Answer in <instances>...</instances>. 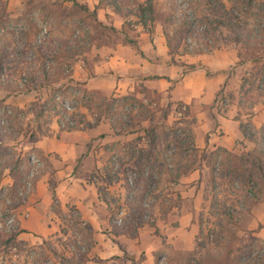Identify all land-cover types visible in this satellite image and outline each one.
<instances>
[{
    "label": "crops",
    "instance_id": "crops-1",
    "mask_svg": "<svg viewBox=\"0 0 264 264\" xmlns=\"http://www.w3.org/2000/svg\"><path fill=\"white\" fill-rule=\"evenodd\" d=\"M77 2L88 7L101 27L106 30L111 27L114 39L106 32L103 39L84 48L79 45L71 51L64 47L62 52L69 54L64 63L72 66L68 83L78 84L94 94H119L125 99L149 93L157 98V104L166 106L169 117L178 114L180 105L187 108L191 138L182 141L180 155L174 157L180 169L176 188L180 200L167 211L156 206L153 224L139 223L137 213H133L138 201L129 198L128 178L100 182L93 177L110 166L111 153L116 149L130 152L133 146L137 148V139L145 134L144 128L119 132L108 122H99L62 129L55 117L49 122L48 133L40 134L39 121L33 114V138L30 132H23L18 137L25 140L14 139V144L26 155L39 153L48 168L35 178L24 215L23 238L48 237L60 230L58 212L54 209L56 196L62 212L75 207L89 225L94 240L90 253L95 258L115 261L128 256V262L137 264H188L195 257L203 229L198 217L206 211L209 200L212 159H224V165L229 167L232 157L239 158L243 162L240 165L244 164L248 170L253 161L249 159L251 155H264V95L254 99L246 85L247 74L257 59L244 58L239 45L199 51L174 49L164 23L157 20L155 5L154 20L145 25L135 11L118 10L105 0ZM7 5L11 15H16L27 7L28 1L7 0ZM259 63L264 66V59ZM68 83L60 80L53 85L64 87ZM46 89L19 92L0 86V104L24 109L35 101L45 102ZM188 148L199 153L195 168L189 170L185 168L192 164ZM129 158L132 164H144L134 156ZM24 164L29 168L26 159ZM234 169L239 171L242 167ZM4 177L14 182L7 169ZM111 197L129 206L131 217L128 216L127 222L118 220L122 205H116ZM247 209L241 222L264 242V187L258 200L248 204Z\"/></svg>",
    "mask_w": 264,
    "mask_h": 264
},
{
    "label": "rangeland",
    "instance_id": "rangeland-1",
    "mask_svg": "<svg viewBox=\"0 0 264 264\" xmlns=\"http://www.w3.org/2000/svg\"><path fill=\"white\" fill-rule=\"evenodd\" d=\"M27 1L28 5L21 14L16 12V15H11L7 0H0V51L5 53L8 62L3 76L7 83H0L1 87H7L5 84L12 85L15 81L21 82V79L33 73L42 77L44 69L54 78L53 82L65 80L68 83L72 66L64 63L69 55L62 52L64 47L71 51L79 45L84 48L94 40L103 39L106 32L114 39L113 29L110 27L106 30L96 23L94 14L77 0ZM105 1L127 13L129 10L138 12L139 5L143 3L155 5L157 20L164 23L170 44L176 50L199 51L239 45L244 58L257 59V63L247 74L246 85L254 99L259 94L264 95V66L259 63L264 59V0ZM155 14L154 10L153 20ZM215 14L233 18L234 30L215 22ZM46 92L45 102L38 100L24 109L0 104V264H137L128 262V256L115 261L95 258L90 253L94 240L89 225L81 218L77 208L70 207L62 212L57 202L54 209L58 212L60 230L48 237L34 240L23 238L24 215L27 214L26 207L36 179H32L33 190L26 192L29 168H25L24 162L31 153L26 155L24 150L16 148L14 139H17L16 142H23L25 138L19 140L18 137L23 132L34 135L31 133V120L34 117L30 116L32 113L39 121L40 134L48 130L49 122L55 117L60 124L62 112L66 113L62 103L69 106L71 117L81 127L108 122L119 132L132 127L144 128L145 134L137 139V148L133 146L130 152L127 149H116L111 153V157H118L119 164L115 173L110 164L109 170L105 168L103 173H94L93 177L100 182H111L120 177L131 179L129 184L132 197L129 198L134 202L138 201L133 213H137L139 223L153 224L156 206L167 211L180 200L176 190L178 175L171 174L165 163L169 162L171 166L176 146L185 138H191L188 133L191 119L187 116V108L180 105L177 108L178 114L169 117L166 106L157 104V98L147 95L149 93L141 98L125 99L119 94H94L73 83L64 87L54 86V89L48 88ZM37 103L40 106L35 105ZM40 108L42 111L38 112ZM165 151L167 152L164 153ZM153 152H156L155 156L152 155ZM191 153L197 157L199 155L195 148ZM37 156L44 162L38 177L42 171L47 170L48 164L39 153ZM130 156L138 158L144 164L130 163ZM263 156L260 153L251 155L249 159L253 161L249 166L250 170L248 169L252 172V177L261 183L264 182ZM240 163L243 162L235 157L230 160L229 167L224 165V159L212 160L209 168V200L206 211L203 210L198 217L203 227L198 242H205L208 246L202 248L200 255L195 254L188 264H222L228 250H232L230 261L233 264L240 257L252 254L253 250L257 255L264 253V243L254 240L253 231L247 230L241 222L248 210L247 205L258 200L260 190L257 184L247 182L246 167L235 171L234 166L237 169ZM6 169L13 175V183L4 179ZM110 199L119 207L122 205L117 197ZM125 203L122 207L125 206L128 214L123 223L127 222L128 216L131 217L130 208ZM228 211L233 216H227ZM220 223L225 224L224 228ZM227 228H232L233 231L225 232L226 235L229 234L228 245L223 250L216 245L217 237ZM252 242L254 246L251 248L249 244ZM209 251L213 252L215 259L208 255Z\"/></svg>",
    "mask_w": 264,
    "mask_h": 264
},
{
    "label": "trees",
    "instance_id": "trees-1",
    "mask_svg": "<svg viewBox=\"0 0 264 264\" xmlns=\"http://www.w3.org/2000/svg\"><path fill=\"white\" fill-rule=\"evenodd\" d=\"M118 9V8H117ZM119 10V9H118ZM154 12V8H153V5L149 2L147 5H145L144 3L143 4H140L139 5V11L138 12H136V14L139 16V19L143 22V24H145V25H148L149 24V22L150 21H153V16H152V13ZM215 22H217L218 24H222L223 26H226V27H228V28H231V29H233L234 30V23L232 22L233 21V18H229L228 17V15L227 16H225V15H222V16H220V15H218V14H215V17H214V19H213ZM213 21H211V23H212ZM235 29H237L236 27H235ZM239 30V29H238ZM237 30V31H238ZM240 38V37H239ZM4 51V50H3ZM8 62H6V58H5V53H3L2 51H0V83H1V85H4V82H6L5 81V78L3 77L4 75H5V72L7 71V69H6V64H7ZM22 81L21 82H13L12 83V85L11 84H5V86H7V88H11L12 90H16V91H19V92H21V91H30V90H40V89H42V88H53L54 89V85H53V81H54V78L53 77H51V75H50V73L48 72V71H46L45 69H44V75L42 76V77H39V76H37V75H35L34 73L33 74H30V75H28L27 77H24L23 79H21ZM70 80H71V78H70ZM7 83V82H6ZM35 105H39L38 103L37 104H35ZM40 106V105H39ZM42 108H40L39 110H38V112L39 111H42L41 110ZM37 112V113H38ZM80 125H76V124H74V125H67V126H61V128L62 129H75V128H81V126L79 127ZM83 127V126H82ZM47 132V131H46ZM48 133V132H47ZM31 137L30 138H33V135H30ZM181 144H182V142H181ZM181 144H179V145H177L176 146V149H175V151L173 152V154H174V157L176 156V154H179L180 155V152H181V147H182V145ZM191 148H188L187 149V152H189L190 154H191ZM167 151H165L164 153H166ZM172 154V155H173ZM188 155V154H187ZM190 158H192L191 160H192V164L190 163V164H188L185 168H187V170H189L190 168H195V164H196V158H195V156L196 155H194V154H191V155H188ZM215 159H217V158H213L212 160H214L215 161ZM26 161H27V163H30V159H29V157L27 156L26 157ZM166 164V166H167V169H168V171L171 173V174H177V175H180V169H178V167H177V165L175 164V162L173 161V162H171V166H170V163L169 162H167V163H165ZM241 167H246L244 164H243V166L242 165H240L239 166V168H241ZM239 168H237V169H239ZM260 168H261V166H260ZM161 171H162V169H161ZM238 175V174H237ZM247 182L248 183H255V184H257L258 185V187H259V190L261 191L262 190V188L264 187V182L263 183H261V182H257L256 180H255V178L254 177H252V172L251 171H247ZM236 188V187H235ZM250 196V195H249ZM57 201V199H56V196H55V202ZM227 216H233V213H231L230 211H228L227 213ZM221 227L223 226V228H224V223H220L219 224ZM233 231V229L232 228H227V230H223V233L222 234H220V236H218L217 237V243H216V245L217 246H219V247H221V249H225L226 247H227V245H228V241H227V238H228V233H227V235H226V231ZM254 240H256L257 242L259 241L261 244L262 243H264V242H262L258 237H252ZM250 245V247L252 248L253 246H254V243L252 242V243H250L249 244ZM207 244L205 243V242H198V249H197V251H196V253H198V252H200L201 250H202V248H207ZM208 250H210V249H208ZM263 250H264V248H263ZM252 252V251H251ZM195 253V254H196ZM219 254H221V252H219ZM227 256L225 257V259L223 260V263L222 264H233V263H231V261H230V256H231V254H232V250H228L227 251ZM208 255H210V257L212 258V259H215V257H214V254H213V252L212 251H209L208 252ZM230 261V262H229ZM236 264H264V253H261V254H256L255 253V251L253 250V252H252V254L250 253L248 256H242V257H240L239 259H238V262L236 263Z\"/></svg>",
    "mask_w": 264,
    "mask_h": 264
},
{
    "label": "built area",
    "instance_id": "built-area-1",
    "mask_svg": "<svg viewBox=\"0 0 264 264\" xmlns=\"http://www.w3.org/2000/svg\"><path fill=\"white\" fill-rule=\"evenodd\" d=\"M62 106L65 109L64 112H66V113L63 114V112H62V114H61L62 115V120L60 121V126L64 127V126H67L69 124L70 125L76 124V121L73 120V118L70 115L71 109L69 108V106H67L66 103H62ZM180 114H181V112H180ZM28 115H30V112H28ZM30 116H33V113ZM29 159H30V163H29V169H28V174H27L28 179H26V183H25V189H26V192H28V193L33 190L32 187H31L32 186V179L37 177L38 173H40L41 167L44 166V162L37 156L36 153H31L29 155ZM110 164H111V166L113 168V173H115L117 171V166L119 164L117 155H114L112 157V160H111ZM127 214L128 213H127V209L125 208V206L122 207L121 217L118 220L119 221H123L124 217ZM10 221H11V219H10Z\"/></svg>",
    "mask_w": 264,
    "mask_h": 264
}]
</instances>
